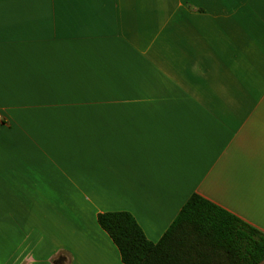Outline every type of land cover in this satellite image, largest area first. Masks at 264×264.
Wrapping results in <instances>:
<instances>
[{"label":"crops","instance_id":"0c3cea01","mask_svg":"<svg viewBox=\"0 0 264 264\" xmlns=\"http://www.w3.org/2000/svg\"><path fill=\"white\" fill-rule=\"evenodd\" d=\"M193 193L264 232V0H0V264H125L98 215Z\"/></svg>","mask_w":264,"mask_h":264},{"label":"trees","instance_id":"16d2710c","mask_svg":"<svg viewBox=\"0 0 264 264\" xmlns=\"http://www.w3.org/2000/svg\"><path fill=\"white\" fill-rule=\"evenodd\" d=\"M125 264H261L264 232L193 193L158 242L150 241L132 213L98 215Z\"/></svg>","mask_w":264,"mask_h":264},{"label":"rangeland","instance_id":"374dc122","mask_svg":"<svg viewBox=\"0 0 264 264\" xmlns=\"http://www.w3.org/2000/svg\"><path fill=\"white\" fill-rule=\"evenodd\" d=\"M103 100V99H102Z\"/></svg>","mask_w":264,"mask_h":264}]
</instances>
